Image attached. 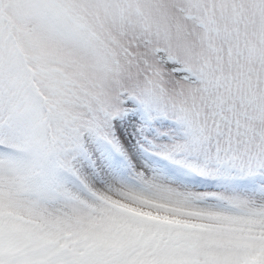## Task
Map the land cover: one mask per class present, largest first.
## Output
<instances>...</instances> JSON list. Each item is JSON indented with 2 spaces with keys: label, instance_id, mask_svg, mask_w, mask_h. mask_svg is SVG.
<instances>
[{
  "label": "snow or ice",
  "instance_id": "6c2138e0",
  "mask_svg": "<svg viewBox=\"0 0 264 264\" xmlns=\"http://www.w3.org/2000/svg\"><path fill=\"white\" fill-rule=\"evenodd\" d=\"M0 264H264V0H0Z\"/></svg>",
  "mask_w": 264,
  "mask_h": 264
}]
</instances>
